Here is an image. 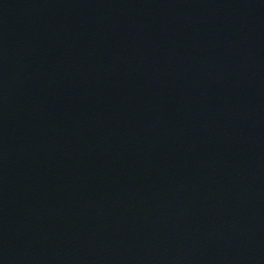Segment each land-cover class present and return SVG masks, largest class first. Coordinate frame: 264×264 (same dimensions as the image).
I'll return each instance as SVG.
<instances>
[{
    "label": "water",
    "instance_id": "95a60500",
    "mask_svg": "<svg viewBox=\"0 0 264 264\" xmlns=\"http://www.w3.org/2000/svg\"><path fill=\"white\" fill-rule=\"evenodd\" d=\"M0 264H264V10L0 0Z\"/></svg>",
    "mask_w": 264,
    "mask_h": 264
}]
</instances>
